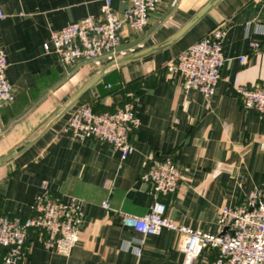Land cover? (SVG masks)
<instances>
[{"label":"crops","instance_id":"0c3cea01","mask_svg":"<svg viewBox=\"0 0 264 264\" xmlns=\"http://www.w3.org/2000/svg\"><path fill=\"white\" fill-rule=\"evenodd\" d=\"M206 1L163 0L143 30L123 31L120 48L132 47L129 54L165 40ZM102 3L0 0V49L15 95L0 105V156L24 141L100 68L89 62L66 66L44 51L43 43L69 23L99 18ZM111 5L120 11L125 4L112 0ZM219 25L225 28V61L214 93L185 92L166 62ZM236 85L264 86V0H220L169 47L108 72L72 108L90 102L95 112H102L132 103L139 124L125 158L106 142L73 140L63 133L71 108L0 167L1 213L29 216L43 182L52 195L83 199L84 217L70 254L58 253L43 234L31 231L20 264H183L179 231L142 235L101 206L107 199L113 209L144 214L153 197L140 175L152 158L165 154L173 155L184 178L175 192L158 195L164 216L179 226L222 232L220 209L236 206L248 191L264 187V118L241 107ZM105 181L111 185L105 187ZM135 240H141L139 256ZM216 256L217 249L205 247L192 264H208Z\"/></svg>","mask_w":264,"mask_h":264},{"label":"built area","instance_id":"2783aa9c","mask_svg":"<svg viewBox=\"0 0 264 264\" xmlns=\"http://www.w3.org/2000/svg\"><path fill=\"white\" fill-rule=\"evenodd\" d=\"M111 1L103 0L99 18L87 16L52 31L49 40L43 43L44 51L54 53L66 66L89 62L101 67L133 50L132 47L120 48L123 31L143 30L150 14L163 0H121L125 5L120 11L113 9ZM171 1L174 4L176 0ZM3 17L0 8V18ZM224 35L225 28L216 26L166 62V70L180 77L185 92L196 90L206 96L214 93L225 61L222 52ZM250 46L258 48L255 42H250ZM244 59L245 56L240 57V61ZM6 69V56L0 49V105L15 98ZM235 89L241 107L264 118V86L236 85ZM138 124L139 119L130 102L102 112H95L90 102H82L71 109L61 131L73 140L106 142L125 158L131 150L132 134ZM183 178V170L172 154L152 158L140 175V179L149 185L153 197L144 214L113 209L107 199L101 206L106 211L116 212L124 226L142 235L158 234L163 229L179 231L183 264H192L205 247L217 249V256L208 264H264V187L248 191L244 201L236 206L222 207L219 218L226 229L212 234L176 225L164 216L165 205L158 195L175 192ZM110 185L105 181V187ZM82 206L83 199L52 195L46 184L41 183L40 192L30 203L29 216L0 212V264H20L26 258L31 231L43 234L47 245L68 256L79 238L84 217ZM140 246L141 240H135L137 256L141 253Z\"/></svg>","mask_w":264,"mask_h":264},{"label":"water","instance_id":"95a60500","mask_svg":"<svg viewBox=\"0 0 264 264\" xmlns=\"http://www.w3.org/2000/svg\"><path fill=\"white\" fill-rule=\"evenodd\" d=\"M220 0H207L175 33L165 40L154 45L142 48L135 52L118 57L101 66L83 85H81L68 99H66L50 116L43 121L35 131H33L24 141L16 147L10 149L7 153L0 156V167L16 158L25 149H27L35 140H37L47 129H49L61 116L68 112L91 88L100 84L102 78L114 69L123 68L126 65L146 58L158 51L169 47L173 42L185 34L202 16L212 9ZM226 229V228H225ZM224 229V230H225ZM223 230V232H224Z\"/></svg>","mask_w":264,"mask_h":264},{"label":"trees","instance_id":"16d2710c","mask_svg":"<svg viewBox=\"0 0 264 264\" xmlns=\"http://www.w3.org/2000/svg\"><path fill=\"white\" fill-rule=\"evenodd\" d=\"M92 104V103H91Z\"/></svg>","mask_w":264,"mask_h":264}]
</instances>
